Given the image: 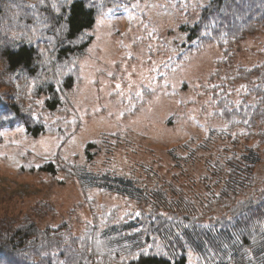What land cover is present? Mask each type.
Wrapping results in <instances>:
<instances>
[{
	"label": "rangeland",
	"instance_id": "rangeland-1",
	"mask_svg": "<svg viewBox=\"0 0 264 264\" xmlns=\"http://www.w3.org/2000/svg\"><path fill=\"white\" fill-rule=\"evenodd\" d=\"M119 1L87 32L92 40L75 60L74 85L58 87V111L41 117L55 124L56 132L30 138L19 126L0 130V216L35 212L40 227L67 223L77 235L92 221L88 205L96 213L115 208L120 218L136 211L127 197L96 189L82 193L75 181L60 183V174L54 181L30 171L48 162L110 172L164 192L170 200L194 204L216 191L209 179L214 160L260 147L259 136H249L243 127L219 136L225 123L213 114L211 88L223 80L209 77L222 52L216 44L198 47L197 40H187L209 0ZM263 49L264 29L238 41L231 64L239 69L261 64ZM225 69L232 79L233 68L226 66L220 76ZM14 84L22 93L34 85L25 75ZM245 87L244 81L225 82L235 104L244 98ZM88 143L92 159L85 161ZM187 256L195 264L196 255Z\"/></svg>",
	"mask_w": 264,
	"mask_h": 264
},
{
	"label": "trees",
	"instance_id": "trees-1",
	"mask_svg": "<svg viewBox=\"0 0 264 264\" xmlns=\"http://www.w3.org/2000/svg\"><path fill=\"white\" fill-rule=\"evenodd\" d=\"M119 3L0 0V130L19 126L30 138L56 132L57 126L41 117L58 111V87L70 90L74 85L75 60L92 40L87 32L103 10ZM262 29L264 0H209L188 29V41L197 40L198 47L216 44L222 52L209 77L223 80L211 88L213 114L225 123L219 136L243 127L260 141V147L248 149L247 155L232 153L211 163L209 179L215 192L189 204L135 186L130 178L93 174L78 164L32 167L34 174L43 172L54 181L60 174V183L75 181L82 193L96 189L107 196L127 197L137 209L120 218L115 208L96 213L88 205L92 221L77 235L67 223L40 227L35 212L2 215L0 264H189V253L196 255L195 264H264V61L244 69L231 64L238 41ZM225 66L233 68L232 79L226 69L220 76ZM19 75L34 83L29 92L15 86ZM230 79L246 84L239 104L225 89ZM91 147L90 143L84 147L85 161L92 159Z\"/></svg>",
	"mask_w": 264,
	"mask_h": 264
},
{
	"label": "snow or ice",
	"instance_id": "snow-or-ice-1",
	"mask_svg": "<svg viewBox=\"0 0 264 264\" xmlns=\"http://www.w3.org/2000/svg\"><path fill=\"white\" fill-rule=\"evenodd\" d=\"M137 215H139V213H137Z\"/></svg>",
	"mask_w": 264,
	"mask_h": 264
}]
</instances>
